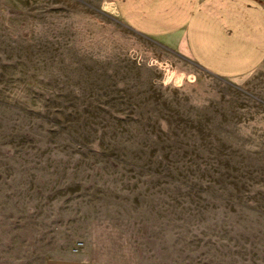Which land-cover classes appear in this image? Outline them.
<instances>
[{"label": "rangeland", "instance_id": "obj_1", "mask_svg": "<svg viewBox=\"0 0 264 264\" xmlns=\"http://www.w3.org/2000/svg\"><path fill=\"white\" fill-rule=\"evenodd\" d=\"M104 6L0 0V264H264V62L215 77Z\"/></svg>", "mask_w": 264, "mask_h": 264}, {"label": "crops", "instance_id": "obj_2", "mask_svg": "<svg viewBox=\"0 0 264 264\" xmlns=\"http://www.w3.org/2000/svg\"><path fill=\"white\" fill-rule=\"evenodd\" d=\"M105 12L134 32L161 40L207 73L235 80L264 62L261 0H105ZM46 264H122L76 257Z\"/></svg>", "mask_w": 264, "mask_h": 264}]
</instances>
